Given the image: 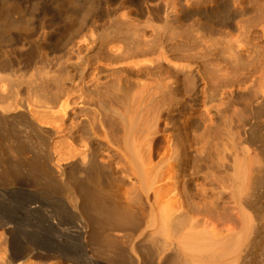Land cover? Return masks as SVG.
Segmentation results:
<instances>
[{
  "label": "bare ground",
  "instance_id": "obj_1",
  "mask_svg": "<svg viewBox=\"0 0 264 264\" xmlns=\"http://www.w3.org/2000/svg\"><path fill=\"white\" fill-rule=\"evenodd\" d=\"M248 2L0 0V179L15 204L0 264H242L264 165L224 143L205 98L248 59L264 79V0ZM58 197L63 238L29 202Z\"/></svg>",
  "mask_w": 264,
  "mask_h": 264
},
{
  "label": "rangeland",
  "instance_id": "obj_2",
  "mask_svg": "<svg viewBox=\"0 0 264 264\" xmlns=\"http://www.w3.org/2000/svg\"><path fill=\"white\" fill-rule=\"evenodd\" d=\"M232 1L234 3V0H232ZM247 1H249L248 3L251 2V4L253 6H255L254 8H256L255 10L252 9L253 6L250 4L249 6H250L251 10H254V11L258 10L257 11L258 13H260L261 11L263 12L262 4L259 2L261 4V5H259L258 0H256L257 2L255 0H247ZM233 6H234V4H233ZM232 8L235 9L234 7H232ZM240 14L241 15L239 17L241 18V16H243V11H241ZM244 14L246 15V17H248L247 13H244ZM248 15L250 17V16H253L256 14L252 15V13H248ZM239 17H238V19H239ZM246 17L243 16V19ZM239 20H237V21H239ZM247 36H248V34H247ZM253 36H256V38L258 39L257 42L258 43L262 42L261 45L264 46V33L263 32L260 31L258 33H254ZM250 37H252V36H250ZM258 57H259L258 60L259 61L261 60L260 63H264V47L262 48L261 54ZM4 58H5V56L0 54V60L2 61V60H4ZM211 58H210L211 62L216 61L215 56H211ZM213 60H215V61H213ZM249 62H251L250 59L245 60L243 63H241L239 65L237 73L232 74L231 79L233 82L232 83L233 86L231 88H222L220 91H218V93H216L215 95H212V97L209 94L205 98L206 99L205 102H207L208 104L207 103H205V104L207 106L209 105L207 109H209V107L211 108V106H213V105L219 106V109L221 108L220 111H222V112H220V113H221V116L223 117L222 119L224 121L226 120V123L224 125V123H223L224 121H222L220 118V120L222 122V126H223L222 130L225 129L222 131L223 140H225L224 143L225 144L228 143V145L232 143L231 145L228 146L230 149H232L233 147L236 146V147H239L241 150H245L246 156H248V158L252 155H253L252 157H254V155H256V156L259 155L257 157H259L261 162L263 161L262 163L264 165V79L262 80L260 77L261 74H259L260 71H262L261 70L262 66H259V65H257L258 67L255 65L252 66L251 63H249ZM255 67H257V68H255ZM255 72H257V73H255ZM4 76H7V73L0 72V77L3 78ZM232 90H234V91H232ZM230 91L235 92V94H234L235 97L230 96L231 95ZM253 96H255V97H253ZM250 97H251V99H250ZM210 113L211 114H208V116H207V118H208L207 120L209 122L215 124L216 120L214 119V112H210ZM229 116H230V118H232L231 120L228 119ZM224 117H225V119H224ZM255 152H257V153H255ZM262 176H263V178H262L263 180L261 183L262 186L260 185L261 188H259L260 190H259L257 196L256 195L252 196V193H251V199L249 198V200L252 201L253 206L250 205L251 201L247 206H245V208H246L245 210L247 212L246 215H248L250 217L254 216L253 213L255 212V210L257 208H262L260 210H262L264 212V171H263ZM12 188L13 187L11 186V184H6L4 181H2L0 179V194H1L0 195V221H2V219L3 220L5 219L6 222H8V221L10 222V220H11L10 218L12 216V213H13L12 211L14 210V205H15L14 201H13L14 199L11 196L12 193L10 192V191H12ZM249 192H250V190H249ZM223 194L224 195H222V196H224V197H223L222 205L224 206L225 209H223L222 211L224 212V214H226L225 210L230 208V206H232L231 208L234 209L233 207H235V205L233 203H231L232 201H230L231 200L229 198L230 196L226 191H224ZM254 197L255 198L257 197L255 203H254ZM58 198L59 199H56V200H55V198H51V199L48 198V200L42 199V198H30V199H34V200L29 199V202L31 204H33V203L39 204V203L43 202L42 204H39V205L42 206V209H44V211H47L49 213L50 222L52 223L54 221L53 224H55L54 226H55V229L57 231V236L59 235L58 238H61V237L63 238L65 233H67V235H69V233H70L69 228H73L74 225L72 222L71 213L66 212L63 209L64 204L60 199L61 197H58ZM23 201H24V199H21V202H23ZM234 210H235L234 212L236 215L237 214L236 209H234ZM8 217H10V218H8ZM236 217H238V216H236ZM236 219H239V218H236ZM262 219L259 221V227H260L259 231L260 232H259V236H258L257 240H255V241L252 240L253 243H250V244H253V245L248 244L244 248L246 251L244 250L245 252L242 256V264H264V218H262ZM237 221H236L237 222L236 224L234 223V227H235V225H237L238 227L237 226L236 227L239 228V230L243 229L244 223L240 219ZM29 223L41 226L42 220L40 218H37V219H33V222L31 220V222H29ZM245 228H246V226H245ZM60 233H61V235H60ZM0 234H1V232H0ZM249 236H251V239H252V234L247 235V237H249ZM0 242H1V238H0ZM254 243H255V246H254ZM5 244H7V243H5ZM5 244H3L4 246L2 245V247L0 248V257L2 256V253H3L2 248L8 247L7 246L8 244L6 246H5ZM150 255H152V254L147 255L148 259L147 258L145 259L147 261V262L145 261V264H159L160 259L159 258L155 259V257L153 255L152 256H150ZM99 260L101 261V264H115L114 262H110L107 259V257L106 258L99 257ZM162 262H163V264H169V263H165L166 262L165 260ZM168 262H171L170 264L173 263L172 259H170ZM160 264H162V263L160 262ZM230 264H232V263L230 262Z\"/></svg>",
  "mask_w": 264,
  "mask_h": 264
}]
</instances>
